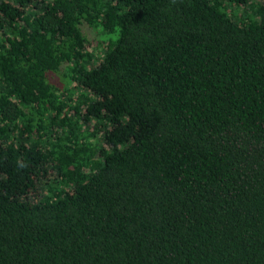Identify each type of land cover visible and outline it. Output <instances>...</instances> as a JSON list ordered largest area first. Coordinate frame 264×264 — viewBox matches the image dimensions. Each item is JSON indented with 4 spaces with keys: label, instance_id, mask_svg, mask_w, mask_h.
Wrapping results in <instances>:
<instances>
[{
    "label": "trees",
    "instance_id": "1",
    "mask_svg": "<svg viewBox=\"0 0 264 264\" xmlns=\"http://www.w3.org/2000/svg\"><path fill=\"white\" fill-rule=\"evenodd\" d=\"M0 264H264V0H0Z\"/></svg>",
    "mask_w": 264,
    "mask_h": 264
},
{
    "label": "rangeland",
    "instance_id": "2",
    "mask_svg": "<svg viewBox=\"0 0 264 264\" xmlns=\"http://www.w3.org/2000/svg\"><path fill=\"white\" fill-rule=\"evenodd\" d=\"M80 28H81V26H80ZM89 38L95 42L97 37H96L95 33L94 34H91V31H90ZM53 76H54V80L55 81H58V84H60V82L62 80L61 73L60 72L59 73H55V74H53Z\"/></svg>",
    "mask_w": 264,
    "mask_h": 264
},
{
    "label": "clouds",
    "instance_id": "3",
    "mask_svg": "<svg viewBox=\"0 0 264 264\" xmlns=\"http://www.w3.org/2000/svg\"><path fill=\"white\" fill-rule=\"evenodd\" d=\"M116 31H117V33H118V32H119V29H117ZM114 38L118 39L119 37H118V36H116V37H114Z\"/></svg>",
    "mask_w": 264,
    "mask_h": 264
}]
</instances>
